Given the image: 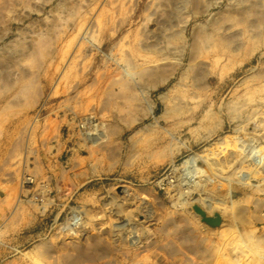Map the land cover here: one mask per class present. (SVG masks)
Instances as JSON below:
<instances>
[{"label": "rangeland", "instance_id": "obj_1", "mask_svg": "<svg viewBox=\"0 0 264 264\" xmlns=\"http://www.w3.org/2000/svg\"><path fill=\"white\" fill-rule=\"evenodd\" d=\"M0 264H264V0H0Z\"/></svg>", "mask_w": 264, "mask_h": 264}, {"label": "bare ground", "instance_id": "obj_2", "mask_svg": "<svg viewBox=\"0 0 264 264\" xmlns=\"http://www.w3.org/2000/svg\"><path fill=\"white\" fill-rule=\"evenodd\" d=\"M99 134V133H98ZM95 137V136H94ZM96 138H98V136H96ZM95 138V139H96ZM194 161H195V155H191L189 158H187L185 161H184V165H188V166H190V167H193V165H194ZM192 173V172H191ZM194 173V172H193ZM199 173V172H198ZM249 174V173H248ZM197 175V174H196ZM194 176V175H193ZM199 176V175H198ZM194 179V178H193ZM195 181V180H194ZM186 182V181H185ZM189 182V181H188ZM191 182V181H190ZM189 182V183H190ZM188 184V183H187ZM186 186H188V185H186ZM188 188H190V187H188ZM187 188V189H188ZM185 191H186V189H184ZM188 191H190V190H188ZM187 191V192H188ZM205 198V197H204ZM203 198V199H204ZM209 198V197H208ZM206 199V198H205ZM211 199V198H210ZM207 200V199H206ZM211 202V201H210ZM210 202H208V206L207 207H209V209H211V208H213L212 206L214 205H212L211 206V204H210ZM206 203V202H205ZM207 204V203H206ZM216 206V205H215ZM215 206H214V208H215ZM209 209H207V210H209ZM210 211V210H209ZM211 211H213V209L211 210ZM223 219V218H222ZM222 221V220H221ZM220 225H221V223H220Z\"/></svg>", "mask_w": 264, "mask_h": 264}]
</instances>
